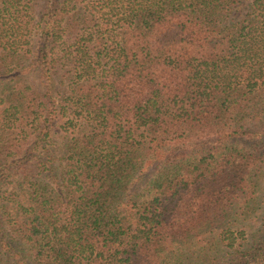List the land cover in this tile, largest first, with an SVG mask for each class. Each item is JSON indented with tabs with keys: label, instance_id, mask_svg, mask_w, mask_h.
Segmentation results:
<instances>
[{
	"label": "trees",
	"instance_id": "trees-1",
	"mask_svg": "<svg viewBox=\"0 0 264 264\" xmlns=\"http://www.w3.org/2000/svg\"><path fill=\"white\" fill-rule=\"evenodd\" d=\"M39 2L0 0V264H264V236L225 245L257 193L264 0Z\"/></svg>",
	"mask_w": 264,
	"mask_h": 264
},
{
	"label": "rangeland",
	"instance_id": "rangeland-1",
	"mask_svg": "<svg viewBox=\"0 0 264 264\" xmlns=\"http://www.w3.org/2000/svg\"><path fill=\"white\" fill-rule=\"evenodd\" d=\"M44 0H40L39 7L36 12V18L38 19V14L42 13L45 5ZM262 123L261 125L254 127L258 128L263 125V121H260ZM55 144L57 147V143H59L61 138L58 136H55L54 138ZM244 147L250 148L251 152H254L257 154V157L259 158L260 162L257 163V166L254 167L251 175L250 180L252 181L253 185H256L255 191L257 192L255 195V201L254 203H251L250 205H241L239 208L235 209L233 211L232 218H229L228 224L230 229L233 231L229 232L228 235L230 236L227 240H225L226 246H231L228 251L232 253L235 249H243L245 246H248L250 243L255 241L256 239L264 236V140L255 142L253 140H248L246 143H244ZM194 147L191 149L193 150ZM198 149V148H197ZM57 159V158H56ZM144 173H147V176L142 179V182L136 181L134 183V188L137 191H141L145 187V180L149 178L150 180L153 178L155 174H157V168L155 167V164L153 166L146 168L143 170ZM141 171H136L137 177L142 176ZM131 191H133V188H131ZM221 228H218V233H220ZM242 234L243 238L241 235ZM207 239L206 244L211 245L214 242H210ZM231 243V244H230ZM204 243L203 246H206ZM197 248H191L189 249L191 252H197ZM193 255V254H192ZM192 255L186 254V261L185 264H198L199 260H195ZM191 256V257H190ZM189 257V259H188ZM219 259L221 263H224L225 261H228L230 259L229 254L225 253L222 255H219Z\"/></svg>",
	"mask_w": 264,
	"mask_h": 264
}]
</instances>
